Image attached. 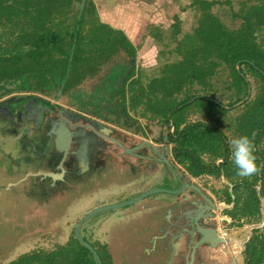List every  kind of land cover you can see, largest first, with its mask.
<instances>
[{
  "label": "trees",
  "instance_id": "obj_1",
  "mask_svg": "<svg viewBox=\"0 0 264 264\" xmlns=\"http://www.w3.org/2000/svg\"><path fill=\"white\" fill-rule=\"evenodd\" d=\"M80 1L0 0V99L21 93L55 96L65 81L61 95L63 103L95 117L120 124L122 120L119 119L127 109L142 107L151 119L159 121L158 118L163 117L168 124L167 113L173 110L171 118L178 128L180 120L175 116L191 104L189 101L194 97H197L195 101L208 102L225 110L213 97L197 93H188L182 101H176L195 84L211 87L216 70L224 65L229 68L236 96L228 107L244 99L248 87L251 92L250 78L255 83L253 98L249 95L240 105L244 110L236 127L253 142L259 167L253 174L254 183L243 185L251 191L249 197L245 195L240 205L239 197L235 196L233 211L227 215L234 219L259 213L260 198H264V151H256L255 146L262 142L264 145V47L259 41L264 29V0L243 4L235 12L234 18L241 21L236 29L227 28L211 12L217 1L194 0L200 12L196 26L179 40L176 38L181 32L179 21L173 16L174 53L179 58L162 64L146 84L137 66L136 46L144 31L148 32L150 20L159 19V15L155 16L157 0H86L79 16ZM129 2L136 5L137 10L126 19V29L118 26V20L111 24L99 18L98 5H120L123 10L131 11ZM167 2L162 1L163 6ZM168 17L165 14L164 18ZM132 25L139 26L136 44L127 34ZM182 104L184 107L179 108ZM193 125L187 126L174 153L180 154L182 160L187 159L192 175L213 173L210 170L213 161L211 166L205 167L200 164L199 156L208 154L212 160L229 159L228 144L213 124L201 133L196 131L199 123ZM219 171L218 167L214 174L219 175ZM234 174L237 169L231 164L225 176ZM258 180L259 192L255 188ZM227 202H230L229 194ZM251 233L244 244L243 264H264V226ZM60 260L53 262L35 253L21 255L7 264H62Z\"/></svg>",
  "mask_w": 264,
  "mask_h": 264
},
{
  "label": "flooded vegetation",
  "instance_id": "obj_2",
  "mask_svg": "<svg viewBox=\"0 0 264 264\" xmlns=\"http://www.w3.org/2000/svg\"><path fill=\"white\" fill-rule=\"evenodd\" d=\"M55 96L21 93L0 99V107L10 110L9 115H0V164L5 157H18L11 158L12 164L17 165L14 173L0 170V229L1 225H8L0 237L9 239L11 247L18 243L33 244L32 249L21 255L38 253L53 262L62 259V264H98V257L100 264H109L112 249L107 242V231L97 235L101 225L114 217L135 218L148 227L144 232L148 243L145 254L157 256L165 251L172 255L173 262L185 257L183 264H186L197 241L194 235L184 233H190L184 225L199 217L201 228H215L218 232L217 213L227 215L232 211L235 196L243 192L244 184L248 185L225 181L222 190L213 194H220L223 204L232 206L216 208L212 218H205L212 212L206 209L210 205L207 200L215 206L222 202L198 184L197 179L214 176L224 180L237 175L225 176L233 164L229 144V159L218 157L212 166L203 159L208 154H201L200 164L211 166L213 173L194 176L188 170L190 163L182 160L180 154L175 155L174 149L188 125L199 123L196 131L201 133L211 123L187 122V108L175 116L180 120L178 128L171 118L173 110L167 113L168 124L163 117L158 118L164 130L150 138L130 118L121 117L120 124L95 118L101 125L93 126L79 117L92 118L91 115L67 107L62 96L58 100ZM47 107L53 113H48L51 109ZM59 108H67L73 114ZM202 109L206 114V106L196 110ZM19 160L26 161L25 165H18ZM218 167L219 175L214 174ZM3 177L6 181H2ZM257 184L260 185V180ZM115 191L120 193L117 199L113 197ZM139 195L143 199L135 206L101 211L83 221L96 209ZM75 209L77 215L72 220L67 214ZM115 212L118 216H114ZM51 223L55 224L54 228H50ZM76 227L81 240L75 237ZM209 249L214 248L198 245L192 264H237L234 253L225 254L224 261L209 259L206 254Z\"/></svg>",
  "mask_w": 264,
  "mask_h": 264
},
{
  "label": "rangeland",
  "instance_id": "obj_3",
  "mask_svg": "<svg viewBox=\"0 0 264 264\" xmlns=\"http://www.w3.org/2000/svg\"><path fill=\"white\" fill-rule=\"evenodd\" d=\"M160 1L157 0L156 6H160ZM207 1H217L215 5L211 7V12L215 14L222 23L229 29H236L239 27L241 21L238 18H234L235 12H238L243 4L252 3L253 0H207ZM194 0H172L167 2L165 6L162 5V11L158 12V18L151 19L150 28H148V32L144 31L139 42H138V50H137V66L143 72L142 82L146 84L150 77L155 76L159 72V68L162 64L167 61H174L179 58L178 55L174 53V48L176 46V42L174 41L175 37H173L175 33V29L173 27V23L175 20L173 16H177L179 21L180 34L176 36L177 40H179L183 35L190 33L193 28L196 26L197 19L200 15L198 10V6L193 4ZM170 7L168 8V6ZM129 11L128 9H124L123 12ZM165 14L169 17L164 18ZM126 15V14H124ZM126 18H122L120 22L122 25H125ZM110 22V21H109ZM119 23V24H120ZM125 28V26H123ZM137 28V27H136ZM136 28H132V31H138ZM157 35V36H156ZM133 34L130 36L131 38L135 37ZM259 41L262 43L264 47V29L260 34ZM171 52V53H170ZM251 81V92L250 97L253 98L255 92V83L253 79L250 78ZM199 94L213 97L216 101L221 103L222 105L230 104L235 99V89L232 86V77L230 76L229 68L221 65L214 74L211 80V87H201L197 84L193 85L189 91L182 92L178 98L177 102H180L184 99L187 94ZM191 104L187 105L183 109L186 108L188 111L185 113L187 117V122H195V121H205L213 124L216 128H218L222 135H224L227 144L229 141L235 137L241 135L238 132L236 124L238 119L243 112L244 108L241 106L230 107L225 110L219 109L217 106H211L208 102L204 101H192ZM197 105H200L198 107ZM208 107V111L202 109L201 111L196 110L197 108H205ZM210 106V107H209ZM230 106V105H229ZM182 109V110H183ZM131 115L137 120L140 125V128L149 135L150 138L157 137L162 130L160 124L148 117L141 108H136L130 110ZM144 113V114H143ZM143 114V115H142ZM208 115V116H207ZM210 116V117H209ZM174 117V116H173ZM263 144V142H262ZM258 144L257 151H264V145ZM230 146V145H229ZM231 150V148H230ZM203 159L206 163H212V159L208 158L207 155H203ZM230 162L233 163L232 157L230 156ZM234 164V163H233ZM236 169V166H235ZM205 179V180H204ZM197 179L198 184L202 187L206 188L212 195L216 191L222 190V186H224L225 181H240L246 182L248 184L254 183L253 174L250 176L241 177L238 174L232 176L231 179L228 178H219L214 176H209L208 178ZM257 192H259L260 185H255ZM251 191L249 189L244 188L241 194L236 196L239 197L240 205L245 199V195L249 197ZM215 199L218 202H222L223 196L215 195ZM260 211L254 216H239L235 217L234 220L230 221V217L225 215V212H219L217 214L219 226L221 229L225 227L228 229L231 237L234 242L231 243V247L235 251V256L239 260V264H243L244 256H243V242L250 238L251 232H247L250 226H259L263 222V212L264 210V198L261 197ZM223 203V202H222ZM230 211V210H229ZM233 211V210H232ZM116 216L118 213H113ZM227 217V221L224 220ZM227 223V224H226ZM8 225H1L0 232L6 231ZM10 226V225H9ZM264 226V225H263ZM9 239H4L3 236L0 237V264H7L6 257L11 255L12 251L11 246L9 245Z\"/></svg>",
  "mask_w": 264,
  "mask_h": 264
},
{
  "label": "crops",
  "instance_id": "obj_4",
  "mask_svg": "<svg viewBox=\"0 0 264 264\" xmlns=\"http://www.w3.org/2000/svg\"><path fill=\"white\" fill-rule=\"evenodd\" d=\"M162 1L164 2V0L160 1V6L156 11L157 13L155 14V16L158 15V12H160V10H162V5H161ZM167 1H172V0H167ZM101 2H105V1L101 0ZM129 4L131 7V11L128 9L129 11H127V13H126V11H124V12L122 11L123 9L120 7V5H115V6L111 7L107 3L102 4V5L100 4L97 7L99 10V18L105 23L113 24L114 21H117V20H118V23H120L122 21V18L127 19L132 12H136V10H137L136 5H133L131 2H129ZM124 14H126V15H124ZM125 25H127V21H125ZM125 25L124 24L122 25L121 23L118 24V26L121 29H126V28H123V26H125ZM132 28H136L138 30L139 26L132 25L131 27L128 28L127 34L129 37L132 36L133 34H135L136 36L138 35L139 31H132L131 30ZM136 36L133 38L130 37V39L135 42ZM135 44H136V42H135ZM138 47L139 46L137 44L136 48H138ZM66 105H67V107H69L71 109H74L76 111L91 115L90 112L81 110L77 107H73L69 104H66ZM139 108H141V107H139ZM130 110L132 111V109H127L126 114L123 116L127 119L130 118L133 123H135V122L138 123L137 120L131 115ZM91 117L92 118L94 117V119L98 118V117H95L93 115H91ZM98 119H101V118H98ZM109 122L113 123L110 120H109ZM121 122H123V121H121ZM14 157L13 156H10V158L5 157L2 160L3 163L1 162V164H0V170L4 171L6 169V170H9L12 173H14L13 168H16L15 166H17L16 164H12L11 160L14 159ZM17 158L18 157H15V159H17ZM25 163H26V161H20V160L18 161V165L19 164L25 165ZM2 181H6V178L3 177ZM128 190H130V188H128L127 191ZM113 197H114V199L119 198L120 193L115 191ZM109 198L110 197H108L107 199H109ZM76 211H77V209L73 210L72 213L67 214V216L69 215V216H71L70 218L72 220H75L76 215H77ZM217 214H219V213H217ZM116 216H118V215H116ZM116 218L117 217H114V219H111L110 221L103 223V225H101V227L99 229V232L97 233V235H100V234H103L105 231L108 232L107 242L112 249L111 257L108 258V263L109 264H140V263L146 264V262H148L150 259H152L154 257V255H152V256L147 255L144 252L147 245H148V243L144 240V237L146 236L144 232L146 231V229L148 227L146 228V225L144 224V222H142L141 220H138V219L136 220L135 218L130 219V220H122V219H116ZM54 227H55V224L51 223L50 228H54ZM218 232H221V233L222 232H228L230 238L233 239L226 227L224 229H221V227L219 226ZM98 237H100V236H98ZM228 243L230 245L228 244L225 246H221L217 249L214 248V249L207 250L206 251L207 257L209 259L210 258H212V259L216 258L218 261H224V258H225L224 255L225 254L229 255V253H231L230 255L233 256V253L235 254V251L231 247L232 241L228 242ZM32 245L33 244H31V243H28V245L25 243H21V244L18 243L17 245H14L13 247H11L10 250L12 251V253H11V255H8L6 257V261L9 262L11 260L16 259L21 254L32 249V247H33ZM167 256H168V253H166L164 251L162 253V257H159L157 259V261L158 260H160V261L158 263H155V264H164L165 258ZM184 258L185 257H180L179 259H177L173 263L183 264ZM236 259H237V256H236ZM236 261H237V264H239L238 263L239 260L237 259ZM194 262H195V260H194Z\"/></svg>",
  "mask_w": 264,
  "mask_h": 264
},
{
  "label": "water",
  "instance_id": "obj_5",
  "mask_svg": "<svg viewBox=\"0 0 264 264\" xmlns=\"http://www.w3.org/2000/svg\"><path fill=\"white\" fill-rule=\"evenodd\" d=\"M85 1L86 0H81L80 1L79 16H80V14H81V12H82V10L84 8ZM67 74H66V77H67ZM64 82L61 84V87L56 92L55 98L57 100L60 98V96L62 94V89H63V86H64ZM249 95H250V87H248V92H247V95L245 96V98L242 99L241 101H239L238 103L232 105V107H237V106H240L241 104H243L249 98ZM196 98L197 97L192 98L189 102L194 101ZM222 107L225 108V109L230 108V107H228L226 105H222ZM47 108L51 109L50 107H47ZM59 109L62 110V112H65V111L69 112V113L71 112L67 108H63V109L59 108ZM47 112L48 113H53V109H51V111L47 110ZM1 114L2 115H9L10 114V110L9 109H3L2 107H0V115ZM71 114H73V113L71 112ZM78 115H80V114H78ZM79 117L84 119V120H86L87 122H89V124H91L93 126H98L99 127L101 125V123L98 120H95L93 118H89V117L87 118V117H82V116H79ZM61 138L65 139L64 137H61ZM178 183L180 184V181H178ZM233 198L234 197L231 196V199H233ZM142 199H143L142 195L133 196L129 200H126V201H123V202H116L114 204H110V205H107L105 207L96 209V210L90 212L89 214H87L85 216V218L83 219V221L88 220L90 217H92L93 215H95V214H97V213H99L101 211H107V210H111V209L118 210L119 208H123V207H127V206H134L136 203L140 202ZM207 201L210 203V205H208L206 207V209L211 210L212 212H211V214L209 216H207L205 218H212L213 217V212L215 211L216 208L224 209V208H229V207L232 206V204L225 205L223 203L219 204L218 206H215L213 201H211V200H207ZM262 212H263V215H262L263 216V218H262L263 222L259 226H250L248 228V231H247L248 233L251 232L255 228L263 227V225H264V210H262ZM199 221H200L199 217H193V218H191V222L188 225H184V228L189 229V232H190V233H187V232L184 231V233H186L189 236L194 235V237H195V239L197 241L194 244V246H193L192 253H190L189 260L186 262V264H192L194 250L200 244H207L211 248H217V247H221V246L227 245L228 242H231V241L233 242L234 241L233 239L230 238L229 234L226 233V232H222V233L221 232H217V230L215 228H211V229H203V228H201L202 226L199 225ZM75 237L81 240V238L79 236V233H78L77 227L75 228ZM246 242H247V239L243 242V247H244V244ZM159 257H162V254L154 256L152 259H150L148 262H146V264L158 263L160 261V260L157 261V259ZM184 259L186 260V258H184ZM96 260H97L98 264H100V261H99L98 257H96ZM140 264H143V263H140ZM164 264H175V263H173V257H172L171 254L168 255L165 258ZM233 264H235V263L233 262Z\"/></svg>",
  "mask_w": 264,
  "mask_h": 264
},
{
  "label": "clouds",
  "instance_id": "obj_6",
  "mask_svg": "<svg viewBox=\"0 0 264 264\" xmlns=\"http://www.w3.org/2000/svg\"><path fill=\"white\" fill-rule=\"evenodd\" d=\"M231 157L241 177L250 176L259 171L254 154V145L247 135L233 137L229 141Z\"/></svg>",
  "mask_w": 264,
  "mask_h": 264
}]
</instances>
